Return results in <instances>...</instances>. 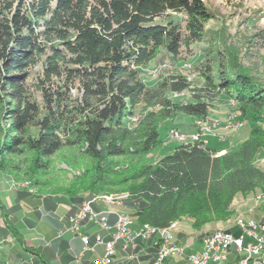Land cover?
<instances>
[{"label":"trees","instance_id":"1","mask_svg":"<svg viewBox=\"0 0 264 264\" xmlns=\"http://www.w3.org/2000/svg\"><path fill=\"white\" fill-rule=\"evenodd\" d=\"M211 20L204 0H0V172L44 192L54 159L73 151L71 204L122 196L138 225L160 229L231 217L236 197L264 191V80L229 63L202 65L199 87L141 77L162 50L177 58L202 42ZM37 66L41 106L28 85ZM185 91L194 102L167 96ZM222 95L250 127L245 141L222 155L187 141L155 158L162 122L182 115L196 127Z\"/></svg>","mask_w":264,"mask_h":264},{"label":"rangeland","instance_id":"2","mask_svg":"<svg viewBox=\"0 0 264 264\" xmlns=\"http://www.w3.org/2000/svg\"><path fill=\"white\" fill-rule=\"evenodd\" d=\"M204 2L212 16V20L205 27L204 40L189 48H184L177 58H172L162 50L154 61L141 69V77L148 86L156 88L162 81L172 76L183 75L188 78L192 87H199L203 84L200 70L206 63H212L215 70H218L219 66L224 63L240 65L236 71H245L264 80V0H204ZM40 76H42V69L41 66H37L31 72L28 85L41 106L42 97L37 91ZM72 94L76 95V91L72 90ZM167 96L178 103L194 102L189 91L181 94L168 93ZM5 115L2 112V123L6 118ZM237 115V106L222 95L215 106L210 109L208 119L202 122L209 126L196 125L201 122H196V127L189 126L181 121L182 115L162 122L159 126V133L163 144L154 152L155 158L160 160L174 152L175 148L183 142L176 135H181V139L191 140V137L198 133L207 134L210 139L208 146L210 150H215L219 155L227 153L235 144L245 141L250 134V127L245 122H238ZM224 128L236 130L237 133L229 138H223L227 135H222L219 131ZM225 149V153H222ZM64 155L61 154L54 159L51 170L40 180L44 192L38 187L29 188V183L23 184L25 188L30 193L41 195L51 193V195L58 196L63 195V192L74 193L77 189L76 178L80 176V171L76 166L68 163L76 159V157H70L74 155V152L67 151ZM257 161V164L264 169V155L260 156ZM3 177L0 172V198L15 202L14 197H17V191L23 192L24 190L15 183L8 182L7 186ZM262 195L264 191L258 190L250 195L236 197L233 205L234 212L224 221L209 223L193 229L192 222L184 219L172 227L171 233L173 235V230L180 225L181 234L187 236L182 241L184 246L188 248L192 246L194 250L200 251L199 238L205 239L218 230L235 231L238 226L237 222L240 220H252L256 206H264V198H260ZM119 197L116 198L119 200L116 203L121 201L122 196ZM22 208H18L20 213L24 210ZM40 211L43 215L38 220L39 222L53 223V219L47 217L46 211ZM125 213L131 216L127 210ZM135 260L137 258L133 259Z\"/></svg>","mask_w":264,"mask_h":264},{"label":"crops","instance_id":"3","mask_svg":"<svg viewBox=\"0 0 264 264\" xmlns=\"http://www.w3.org/2000/svg\"><path fill=\"white\" fill-rule=\"evenodd\" d=\"M230 128L219 131L222 135H227L223 138H229V136H234L237 133L236 130L232 131ZM204 139L207 141L208 147L210 139L207 136ZM225 151L226 149L222 153ZM3 176L7 186L8 182L15 183L5 174ZM15 184L24 190L23 192L17 191V197H14V199L16 198L15 202L0 198V264H99L98 261L104 254V246H95L96 237L99 236L104 241H108L112 233L91 223H84L79 233H76L73 231L70 222V219L81 209L82 205L93 197H86L81 204L74 205L62 194L58 196L33 194L24 185ZM20 207L24 209L21 213L18 209ZM93 208L97 212H105L111 223L116 221L119 214H126L125 211L127 210L124 197L115 204L97 201L93 204ZM256 209L253 210L254 218L252 220L264 222V206H256ZM40 210L46 211L47 217L52 218L53 223L39 222L38 220L43 215ZM133 221V228L138 230L141 225H138L135 219ZM180 231V225H177L173 230L174 240L176 244L184 246L182 241L187 236L181 234ZM230 232L236 236L241 235L238 226L235 231ZM81 235L89 238L90 245L95 246L93 250L84 251ZM199 239L202 249L203 239ZM195 252L199 251L194 250L192 246L186 247L187 254ZM135 256L137 260L129 259L118 247L114 263L153 264L156 248L151 241H140ZM238 257L235 251H232L227 264H234ZM174 262L170 260L167 264Z\"/></svg>","mask_w":264,"mask_h":264},{"label":"built area","instance_id":"4","mask_svg":"<svg viewBox=\"0 0 264 264\" xmlns=\"http://www.w3.org/2000/svg\"><path fill=\"white\" fill-rule=\"evenodd\" d=\"M199 126H209L196 124ZM174 135H176L174 133ZM183 142H203L207 146L204 137H191V140L181 139ZM94 200L86 201L81 209L70 219L73 231L79 233L84 223L99 226L104 231L111 232V238L104 241L96 237L95 246L103 245L104 254L98 261L99 264H115L118 247L129 259H135V251L140 241H151L156 248V256L153 264H227L232 251L239 256L234 264H264V222L244 220L240 225L241 235L236 236L232 232L217 236H208L203 239L202 249L195 253H186V247L176 244L174 236H160L155 232H146L132 228V223L125 222L121 216L111 223L105 212H97L93 208ZM84 251L93 250L88 237L81 235Z\"/></svg>","mask_w":264,"mask_h":264},{"label":"bare ground","instance_id":"5","mask_svg":"<svg viewBox=\"0 0 264 264\" xmlns=\"http://www.w3.org/2000/svg\"><path fill=\"white\" fill-rule=\"evenodd\" d=\"M199 124H202V122ZM193 137H200V134L198 133V135H194ZM260 198H264V195H262V197L260 196ZM92 199L94 200V203L97 201H99V202L101 201V202L106 203V204H115L117 201H119L118 199H116L114 197H110V196H106V195L94 196ZM119 216H121L125 222L132 223V228L134 227V221L130 216L125 215V214H119L117 217H119ZM237 223H238V226L240 227V225L242 224V220H240ZM171 229H172V227L160 229V228H156V227H153L150 225H144V226H141L138 230H142V231H146V232H155L156 235H160V236H173L171 233ZM225 232H229V231L218 230L209 236L222 235V234H225Z\"/></svg>","mask_w":264,"mask_h":264}]
</instances>
